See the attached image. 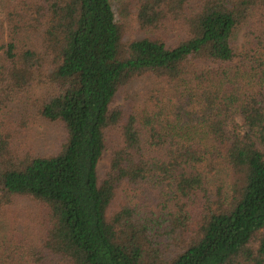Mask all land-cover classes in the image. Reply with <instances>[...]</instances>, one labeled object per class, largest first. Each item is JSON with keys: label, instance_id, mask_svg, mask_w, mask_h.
Segmentation results:
<instances>
[{"label": "trees", "instance_id": "obj_1", "mask_svg": "<svg viewBox=\"0 0 264 264\" xmlns=\"http://www.w3.org/2000/svg\"><path fill=\"white\" fill-rule=\"evenodd\" d=\"M120 16L11 0L0 20V110L25 97L65 132L22 156L0 122V264H264V0Z\"/></svg>", "mask_w": 264, "mask_h": 264}, {"label": "rangeland", "instance_id": "obj_2", "mask_svg": "<svg viewBox=\"0 0 264 264\" xmlns=\"http://www.w3.org/2000/svg\"><path fill=\"white\" fill-rule=\"evenodd\" d=\"M124 0H113L114 9L119 20L123 19L120 16V9ZM11 3V0H0V20L5 19V10ZM132 28H128L125 33L126 39L139 38L143 36V33L139 31V28L135 23L130 24ZM244 36L239 35L238 43L242 44ZM142 82V81H141ZM141 82L135 83L130 89L122 90L119 93L116 100V106L122 105L127 97V92L138 90L141 87ZM25 97L18 103H12L8 108L1 107L0 110V122L11 134L13 148L20 155H26L27 153L40 155L46 153L55 152L64 141L65 132L60 124L50 123L38 115L32 114L28 110V105ZM110 150H107L99 165V174L101 177L105 176L109 164ZM19 209H23V215L26 213L34 214L36 207L33 206L28 200H20L18 204ZM112 213L110 209L109 215Z\"/></svg>", "mask_w": 264, "mask_h": 264}]
</instances>
